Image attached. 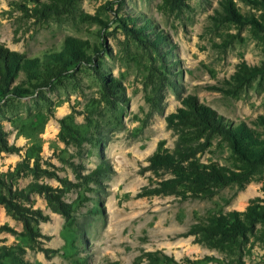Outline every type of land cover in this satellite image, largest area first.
<instances>
[{"label": "rangeland", "instance_id": "374dc122", "mask_svg": "<svg viewBox=\"0 0 264 264\" xmlns=\"http://www.w3.org/2000/svg\"><path fill=\"white\" fill-rule=\"evenodd\" d=\"M43 4L50 0H0V44L45 61L79 42L84 56L51 79L20 73L22 95L0 97V264H145L138 257L156 250L198 264H264L262 222L234 255L187 235L252 199L264 206V164H244L222 136L200 139L196 158L236 180L210 198L143 196L169 179L148 160L160 143L175 148L169 118L189 97L264 147V76L242 88L233 79L241 63L264 62V4L71 0L46 12ZM40 186L70 214L53 213ZM21 213L35 218L28 230Z\"/></svg>", "mask_w": 264, "mask_h": 264}, {"label": "trees", "instance_id": "16d2710c", "mask_svg": "<svg viewBox=\"0 0 264 264\" xmlns=\"http://www.w3.org/2000/svg\"><path fill=\"white\" fill-rule=\"evenodd\" d=\"M254 1L260 5L264 4V0ZM70 2L71 0H50L49 5H41V11L57 10ZM226 9L229 17L233 15L234 18H239L233 5L226 6ZM135 33L139 38L145 35L141 31L135 30ZM82 56H84L83 46L79 42L67 43L60 52L46 53L45 61L11 51L0 44V97L22 95L24 90L14 86L16 77L20 73L37 80L51 79L66 72L70 65L80 62ZM259 76H264V62L260 66L253 67L243 62L238 66L233 79L237 86L242 88ZM183 104L187 109H180L177 114L169 118V127L179 135L175 148L170 151L160 143L148 160V168L155 177L167 173L169 179L157 183L154 188H145L144 197L170 195L182 197L184 200L210 198L218 189L240 176L216 163L200 162L196 158L200 149L197 142L200 139L210 140L211 136H222L230 143L232 149L241 155L244 164H250L255 168L264 164V147L258 144L259 138L247 127L225 122L213 109L199 103L195 97L187 98ZM261 122L264 123V118ZM37 190L45 196L53 213L64 216L70 214L71 207L55 194L52 187L40 186ZM257 201L259 199H252L244 212L232 211L225 215L212 216L206 223L192 226L187 235L195 236V242L205 244L210 249L234 255L240 250L244 238L253 230V226L258 222L264 224V206H260ZM35 214L41 217L39 211ZM21 215L24 216L21 218L28 230L31 220L35 218L23 213ZM17 259L23 260L19 254ZM137 261H144L145 264H198L199 262L187 258L178 261L162 250L144 251Z\"/></svg>", "mask_w": 264, "mask_h": 264}]
</instances>
